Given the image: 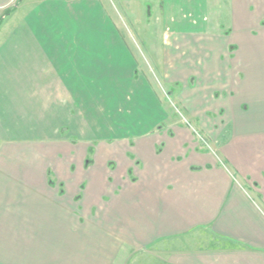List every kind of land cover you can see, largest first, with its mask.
<instances>
[{"label": "crops", "instance_id": "0c3cea01", "mask_svg": "<svg viewBox=\"0 0 264 264\" xmlns=\"http://www.w3.org/2000/svg\"><path fill=\"white\" fill-rule=\"evenodd\" d=\"M20 1L0 0V229L108 231L109 247L157 264H264V0H252L246 38L236 12L229 31L188 30L186 72L171 79L203 95L182 121L142 85L134 105H106L135 87L128 73L102 84L106 63L85 90L78 51ZM140 101L153 120L117 128Z\"/></svg>", "mask_w": 264, "mask_h": 264}, {"label": "rangeland", "instance_id": "374dc122", "mask_svg": "<svg viewBox=\"0 0 264 264\" xmlns=\"http://www.w3.org/2000/svg\"><path fill=\"white\" fill-rule=\"evenodd\" d=\"M28 1L31 3L30 0L20 1L19 5L23 4V7L19 13L26 15L32 12L33 18L49 13L47 18L44 17V27L51 40L61 34L57 40L68 50L78 51L80 70L85 73V90L91 87V77H88L93 66L98 68V64L106 63L111 67L110 70L104 69V79L101 80L106 87L111 82L118 86L123 84L128 80L127 73L128 78L135 82L131 93L118 89L111 98H106V105H118L124 109L123 97H126L128 105H134L139 94L136 85H142L147 91V99L150 94L163 102L165 113V102L171 101L173 108L168 112L171 115L173 112L179 119L197 109L198 95H203L201 91L190 97L191 88L199 89L200 86L193 85L191 81L185 83L171 79L186 72L181 64L189 56L186 44L188 30L229 31L232 29L231 13L234 12L238 19L242 16V25L234 28L243 29L245 38L252 28V0H235L237 5L233 0H38L49 2L43 6L34 1L26 6ZM259 6V12H262L263 4L260 2ZM5 24V19L0 18V31L6 27ZM182 32L186 38L181 39ZM176 48L180 55L174 56L175 67L179 68L173 69L165 60ZM248 53L245 52V56ZM146 106V101H140L135 106L137 114L131 108L130 120L125 122L121 114L117 116L115 126L130 130L136 123L137 127L148 125L155 114L147 113L143 109ZM207 116L215 119L211 114ZM199 135L204 142L208 141L207 134ZM212 136L217 138L219 145L230 135ZM108 240V231L0 229V264H157L149 253L139 251L130 255L122 246L112 243L109 247Z\"/></svg>", "mask_w": 264, "mask_h": 264}, {"label": "trees", "instance_id": "16d2710c", "mask_svg": "<svg viewBox=\"0 0 264 264\" xmlns=\"http://www.w3.org/2000/svg\"><path fill=\"white\" fill-rule=\"evenodd\" d=\"M222 244H224L225 246H233V244H231V243H228V242H221Z\"/></svg>", "mask_w": 264, "mask_h": 264}]
</instances>
